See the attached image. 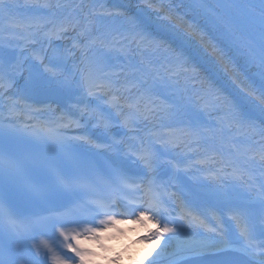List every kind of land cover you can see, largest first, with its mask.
<instances>
[{
    "label": "bare ground",
    "instance_id": "bare-ground-1",
    "mask_svg": "<svg viewBox=\"0 0 264 264\" xmlns=\"http://www.w3.org/2000/svg\"><path fill=\"white\" fill-rule=\"evenodd\" d=\"M100 1L93 0L92 6H96ZM124 4L132 9L148 12L152 15L151 19L154 22L173 30L185 42L194 46L195 49L219 59L223 66H227L230 69L232 75L241 74L245 88L252 89L253 84L260 82L254 72L255 70L248 69L250 66L248 61H245L242 66L238 65V62H240V59H245L239 56L241 49L245 47L243 41H249L253 37L261 41L264 46V0H124ZM183 29H187L188 33L182 32L181 30ZM77 44H79L77 39L73 37L66 39L64 41L65 49L63 48L61 54L58 52V47L54 45L47 57L31 68L26 67L23 75H21L20 69L17 67L12 71L3 73L0 81V115L3 113L9 115L13 111L11 104L6 105L7 101L12 103L21 102L23 112L32 111L36 96L44 89L59 88L66 94H71V91L76 88V81L73 78L75 71H77L78 77L81 74L84 76L83 85L80 88V93L82 94L88 90L91 84H97L99 78L106 80L107 84H110V75L104 72L103 66H99L100 69L92 74L93 67H98L99 63L96 55H89L85 52V45H79L76 54L67 50ZM250 49L252 50L253 47L251 46ZM55 52H57V55L54 61L57 63L53 64L51 63V54H55ZM32 54L37 58L39 52H33ZM70 58L71 65L65 63L66 59ZM13 71L15 74H12ZM11 76L15 77V82H9L7 91L2 95L5 88L3 81L5 79L9 80ZM101 85H103V88L107 87L105 84ZM126 85L116 83L115 87L110 85L108 88L121 90ZM16 94L20 96L17 102L13 100ZM73 100V94H71V96H68L65 106L74 112ZM118 101L121 100L115 98L113 105L115 106ZM62 110L63 107L58 105L55 108H48L40 112L33 111L35 115L29 120L35 119V117L49 119V116L56 119L64 118L65 114ZM96 118L101 121L98 127H94L90 123L86 129H83V131L91 135L88 139L89 142L95 134H107L113 138L117 137V132L121 128H118L112 122L105 109L98 107ZM122 118L124 120V128L127 129V135L120 145V150L114 152V154L120 162L124 163L130 155V147L138 139H143L145 136L144 131L137 130L131 119L128 117ZM177 118L178 116L173 117L168 126L173 128L180 127L181 121L177 120ZM14 119L22 120L21 117H15ZM66 120H69V118H66ZM190 133L192 134L193 132L191 131ZM146 142L147 146L151 143L147 138H144L143 145ZM157 155L149 156L142 149L137 160L139 164L142 161V167L146 170V177L144 178L146 187H150L164 169L163 166L160 168L154 167V160ZM192 199L194 202H199L202 205L201 207H217L200 196H194ZM229 208L227 207V209ZM136 215L135 218L137 217ZM261 219L262 216L253 222L256 223ZM130 224L135 225L133 231H128L127 223L118 225L122 227V231L119 230V227L113 229L119 237V240L115 241V244L119 245L115 250L119 249L125 242H129L140 234L151 230L154 225L158 224V218L151 210H145L138 216L136 221L130 222ZM236 229L240 232L238 238H234V235L222 230L220 231L222 233L221 237L206 236L202 243H196L187 248L177 245L175 249L164 254H158L160 249L155 246L149 251L143 250L139 256L137 255L131 260V264H189L227 255L244 256L259 264H264V254L258 251V238L253 232L250 233L249 224L245 225L239 218L236 223ZM235 232L237 231L235 230ZM104 233H106L105 241L101 240L103 234L99 236V239L93 238L86 241V243L96 245L99 251L93 256L80 257L75 261V264H80L81 261L88 258L99 261L100 264H108L103 258V251L110 248L109 241L114 233L112 232L111 234L110 231ZM130 234L131 238L129 240L119 244L121 237H128ZM143 258L147 259L144 263L142 261Z\"/></svg>",
    "mask_w": 264,
    "mask_h": 264
},
{
    "label": "rangeland",
    "instance_id": "rangeland-1",
    "mask_svg": "<svg viewBox=\"0 0 264 264\" xmlns=\"http://www.w3.org/2000/svg\"><path fill=\"white\" fill-rule=\"evenodd\" d=\"M113 4L115 5H121L124 6L122 3V0H112ZM89 3H91V0H89ZM88 3V4H89ZM17 11L20 10L19 5L15 7ZM138 12V11H136ZM142 12V11H139ZM144 13V12H143ZM1 18V17H0ZM37 19V20H36ZM17 19L10 18V21L16 22ZM32 22L36 24L35 27H37V34L35 36L36 41L31 44V47L33 46L32 51H39L40 54L38 55V58H41L42 56H46L47 52L50 51L51 47L48 48V43L50 42V38L53 37V45H58L59 50L63 48L64 40L67 38H70L72 35L76 37L77 31L80 30L79 22H78V15L75 14L73 16H66L64 19L60 20L59 22H52L51 20H47L45 16L42 15H36L34 19H31ZM30 21V22H31ZM156 27L161 28L167 36L174 37L175 40L178 41L179 44L182 45V47H186L189 49V51L192 53L193 58L191 60V64L183 67V73L182 75H185L189 69H198L197 76L201 74V72H206V78L209 80L208 83L205 86H211L213 85L216 87L215 91H218L223 86H228L233 92H235L237 95H239L242 99V104L245 105L247 108H250L253 110L258 117L264 120V46L261 41L256 40L255 38H251L249 41H243V44L245 47H243L239 53V56L244 57L245 59L238 62V65H243L245 61H248L249 64H251V69L255 70L254 72L257 74V79L260 80L261 84L259 86L253 85V88H245L244 87V81L243 79L240 80L239 76L242 77L241 74H238L237 76H233L230 72V69L227 68V66H223L219 59L212 57L206 53L201 52L199 49L197 51L190 46L189 44H186L183 42L182 38L178 36V34L173 33L169 29L167 30L165 27H162L161 25L156 24ZM58 28H61V32L64 33V36L59 37ZM178 28V27H177ZM117 31V25L112 23V21H109L107 23H103L100 26L99 35H98V41L95 45V48L92 50V54H96L99 58V61L103 66H107L108 62L106 60V56H102L99 53V47H101V39L106 34L115 33ZM182 32L188 33L187 29L181 30ZM58 33V34H57ZM33 36V35H32ZM78 37L79 44L71 47V52L76 53L78 50L79 45L81 42H83V39ZM131 40H129L126 44L123 42L124 45H128ZM14 41L7 40L6 48L4 51L12 52V44ZM122 41L120 39L115 38V47L114 49H119L123 46L121 43ZM253 47L251 50L250 47ZM34 50V51H33ZM41 50H44L42 52ZM3 51V50H1ZM4 52H0V61L2 58V55ZM31 63H35V60L30 57L29 58ZM134 62L135 60L132 59ZM138 64H135V66H139V61L137 60ZM263 65H261V64ZM6 64H3L0 66V73L4 72L8 66H5ZM205 70V71H204ZM149 70L145 69L144 72L139 73V78L142 80L147 81V78L149 77ZM178 79H173V81L170 84V87L167 89L159 90L158 88L151 89L147 91L146 85L141 89L143 92H147V98H157V103L159 106L153 110H150L146 112L145 108L142 109L141 118L137 124V128L140 130H144L145 128H151V130H156L157 126L160 124L159 121L166 116V122L170 121L172 114L175 112V115L179 112L180 115L178 116L179 119L182 120V122H188V123H194V108L196 107L197 103H194V100H192L191 105H188L185 103V91L181 89V86H178L176 82ZM196 81V79L194 80ZM212 87V86H211ZM150 93V94H149ZM212 98V93L210 95ZM180 100V104L176 107L169 108L168 100ZM145 99H143L144 101ZM197 101V100H196ZM154 107V105H153ZM249 121V120H248ZM247 122V121H246ZM245 122V123H246ZM220 135L224 134L223 132H219ZM227 137L225 134L222 136V139L219 141H214L211 144L207 146H214L215 154H219L220 152L223 153L225 150H227V147H229L228 142L231 139L230 137H227V139H224ZM264 144V141L257 143L256 146L262 147ZM241 146H243L241 144ZM204 146L199 147V152L203 151ZM206 148V147H205ZM237 162V159H236ZM257 186L255 188L250 189L248 187V184H243L238 190L227 192L222 183H218L216 181L209 182L206 185H203L201 187L202 190H208L211 191L213 196L217 198L218 200L225 202L226 199H228V196H233L237 194L238 192H243L244 196L246 195L248 198H254L253 199V206L247 207L246 211L251 213V211H254L256 208H258L260 205L264 206V191L261 189L263 187V181L261 179H258L256 182ZM204 194L205 191H202ZM252 215V214H251ZM250 215V216H251ZM241 219L244 220L245 216H241ZM131 237H124V239L121 240V243L124 242V240H128ZM205 234H199L196 232L193 233H183L176 231L170 238H163L158 243H151L148 246L146 244L141 245L139 248H137V251L143 250V249H150L151 246L154 245H161L160 248V254H164L166 252H169L170 250L176 248L177 245L182 246L183 248L191 247L194 245V243H202L204 242ZM115 248V247H113ZM132 251H130L126 256H130ZM126 258L121 259V261L117 264H121Z\"/></svg>",
    "mask_w": 264,
    "mask_h": 264
},
{
    "label": "trees",
    "instance_id": "trees-1",
    "mask_svg": "<svg viewBox=\"0 0 264 264\" xmlns=\"http://www.w3.org/2000/svg\"><path fill=\"white\" fill-rule=\"evenodd\" d=\"M231 101V100H230Z\"/></svg>",
    "mask_w": 264,
    "mask_h": 264
}]
</instances>
